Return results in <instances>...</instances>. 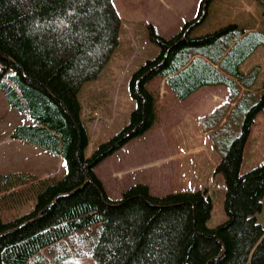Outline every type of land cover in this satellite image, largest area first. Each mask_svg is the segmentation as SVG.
Instances as JSON below:
<instances>
[{"label":"trees","instance_id":"obj_1","mask_svg":"<svg viewBox=\"0 0 264 264\" xmlns=\"http://www.w3.org/2000/svg\"><path fill=\"white\" fill-rule=\"evenodd\" d=\"M211 1L200 0L196 17L170 38L148 25L149 39L160 51L131 78L136 106L128 123L87 157L79 92L99 77L119 44L122 22L114 0H0V89L26 117L10 136L59 154L67 168L54 183L41 180L33 210L9 221L0 218V264L43 259L50 264H264V227L256 216L263 208L264 163L241 173L264 93L258 100L249 97L233 124L221 130L242 121L237 134L220 142L215 170L225 179L227 219L214 228L207 225L212 211L207 189L157 196L138 183L113 199L94 171L156 122V100L147 89L156 77L181 100L211 85H224L233 98L239 93L233 76L247 91L240 103L252 96L248 89L261 68L243 74L240 66L264 47V32L228 24L193 36ZM257 1L264 21V0ZM14 183L11 177L1 187L16 190Z\"/></svg>","mask_w":264,"mask_h":264},{"label":"rangeland","instance_id":"obj_2","mask_svg":"<svg viewBox=\"0 0 264 264\" xmlns=\"http://www.w3.org/2000/svg\"><path fill=\"white\" fill-rule=\"evenodd\" d=\"M237 2L215 0L212 5L213 15L197 27L194 35L213 32L235 21L236 17H245L243 6L235 7ZM115 4L123 18L119 44L99 77L85 83L79 92L81 120L88 134L85 150L87 157L128 123L129 116L136 106L130 94L131 78L147 60L157 57L160 51L149 39L148 25H153L161 36L170 38L181 31L185 22L196 17L200 0H117ZM209 9L210 5L208 13ZM252 12L250 28L256 26L264 31L261 9L253 6ZM261 53L256 59L263 63L264 68V52ZM1 68L0 63V71ZM11 72L9 71V74ZM147 88L154 95L157 105H163L157 122L150 128L151 131L149 129L143 135L133 138L104 159L95 167V173L113 199H120L126 189L138 183L146 184L150 193L157 196L170 192L207 189L212 199V211L207 225L214 228L222 224L227 219L224 211L226 186L223 175L215 170L218 162L215 153L209 145L198 143L199 135L193 128V120H183V117H179L178 112L182 113V106H177L175 98V101L169 100L164 80L156 77ZM164 104L175 110L167 111L168 106ZM233 119H229L226 128L233 124ZM25 120L26 117L22 113L9 105L0 89V174L5 169L10 172L19 170L25 174L15 181V192L0 199L2 221H9L35 208L41 180L54 183L67 173L66 165L59 156L51 155V161L45 157L38 158L30 151L31 148L39 150L33 145L27 144L31 148L27 147L29 149H26V156L23 157L24 149L20 153L19 161L17 160L19 149L16 150V143L9 137L13 128ZM174 140L178 144H175ZM263 163L264 110H261L252 124L244 148L241 173H246ZM138 164L142 167H136ZM144 164L151 168L145 167ZM259 216L264 221V201ZM50 263L51 261L43 259L38 264Z\"/></svg>","mask_w":264,"mask_h":264},{"label":"crops","instance_id":"obj_3","mask_svg":"<svg viewBox=\"0 0 264 264\" xmlns=\"http://www.w3.org/2000/svg\"><path fill=\"white\" fill-rule=\"evenodd\" d=\"M214 1L215 0H212L210 3L209 13H208L204 22L208 21V18L211 17V15H213V6L212 5H213ZM236 1H238V2L235 4V7L238 8V7L243 6V9H245V11H246V16L242 17L243 16L242 15V16L236 17L234 19L235 21H232L231 23H228V24H237V26L240 29H244L245 32L261 31L258 28H256V26H254L253 28H250V24L252 23L251 21L253 20L251 18L253 16L252 15L253 6L254 7L258 6L261 9V16H262L263 8L259 4V2L257 0H236ZM115 2H117V0H114V5L116 7ZM251 3H253V5ZM166 7H169V5H166ZM116 10L118 12L117 7H116ZM119 16L123 22V18L121 17L120 14H119ZM211 21H213V19H211ZM247 24H249V25H247ZM256 25H258V20H256ZM219 26H221V25H219ZM223 26H226V25H223ZM223 26H221V27H223ZM196 30H197V28H195L192 31L193 36H198V35H194ZM262 32H264V31H262ZM261 52L262 53L264 52V47H259L255 51V53H253V55H251L240 66V71L243 74L248 73L249 71H251L253 68H255L257 66L261 68V71L258 74L254 85L250 89H248V92H250L252 94V96H248L246 102L243 101L242 103H240L243 100L247 91H246V88L234 76L231 78L236 81L238 88H239V90H238L239 93L236 96H234L233 98H231L232 96L228 94L229 91L224 85H211V86L201 87L200 89L193 92L191 95H189V97H187L184 100H181L173 92V90L167 85L165 79L160 78V79L164 80L165 85L167 86V92H168L169 100L172 99L173 101H175L173 99V98H175L176 101L178 102L177 106H182V110H181L182 113H179L177 111L179 114V117L180 118L183 117V120H185V119L193 120L194 125H195V126H193V128L198 131V135H199L197 138L199 141L198 143L199 144L203 143L205 145L210 146L212 151L215 153L216 162H217V160L219 162L220 158H221V144H223L221 141L222 137H224V139H228V137H229V139L232 138L239 131L238 127H240V124L242 123V121L238 120L236 122V126L230 127L229 130L226 132L225 131L221 132V130H223V128L226 127V124L228 123L229 119L233 118V116L236 114L238 109L241 108L240 105H242V107H244L245 104L248 103L249 97L252 99V101L258 100L260 95H262V93H264L263 63L261 61H257V59H256L257 55H259V53H261ZM149 83L147 84V86L149 85ZM161 106L163 107V105L158 106L157 102H156L157 117L159 115V112H162V110H160ZM164 106H168V105L164 104ZM168 110H169V112H171L175 109H172L169 105L167 111ZM156 122H157V120H156ZM151 129L149 131H151ZM188 129H189V127H188ZM233 129L236 131L232 132ZM10 134H11V132H10ZM204 137H205V140H204ZM9 138H11V136ZM11 140H13V142L16 143L14 146V147H16V150L19 149L17 151V154H16L17 160L19 161L20 153L25 149V151H23V157L26 156L25 155L26 149H29L27 147L31 148V146H28L27 145L28 143H25V142H24L25 144H22L23 141L21 142V140H19V139H12L11 138ZM220 142H221V144H220ZM174 143L178 144L175 140H174ZM29 145H31V144H29ZM37 148L39 150H35L34 148H31L30 151L34 152L35 156L37 155L38 158L45 157V159H47L49 161L52 160L51 155H57L61 158V156L55 152H50L48 150H45V149H42L39 147H37ZM179 148H180V150H183V149H181V147H179ZM7 150H9V149L7 148ZM243 161H244V153H243ZM218 162H217V164H218ZM144 166L151 168V166H146V164H144ZM136 167H142V166L138 164V165H136ZM17 171L10 172V170L5 169V171L1 172V174H0V198L3 195L7 196L9 194H13L12 192H15L14 188H12L11 190L7 189V190L3 191V188L1 187V182L2 183H3V181L5 183L10 182L11 177L14 178L15 181H17L18 177H23L25 175V174H23V172H20L19 170H17ZM263 201H264V199H263ZM262 210H263V208H262ZM261 213H262V211L260 212V214H258L257 219L264 227V221H262L260 219V216H259V215H261Z\"/></svg>","mask_w":264,"mask_h":264}]
</instances>
